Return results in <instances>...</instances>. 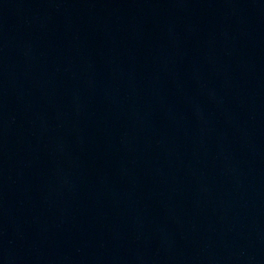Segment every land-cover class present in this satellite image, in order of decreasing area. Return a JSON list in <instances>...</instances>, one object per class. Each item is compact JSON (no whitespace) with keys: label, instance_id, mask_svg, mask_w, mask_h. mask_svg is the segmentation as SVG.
<instances>
[{"label":"water","instance_id":"water-1","mask_svg":"<svg viewBox=\"0 0 264 264\" xmlns=\"http://www.w3.org/2000/svg\"><path fill=\"white\" fill-rule=\"evenodd\" d=\"M0 264H264V0H0Z\"/></svg>","mask_w":264,"mask_h":264}]
</instances>
